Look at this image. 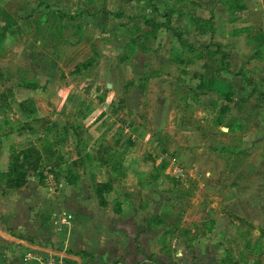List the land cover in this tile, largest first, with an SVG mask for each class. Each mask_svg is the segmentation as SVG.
Returning a JSON list of instances; mask_svg holds the SVG:
<instances>
[{"label": "rangeland", "instance_id": "374dc122", "mask_svg": "<svg viewBox=\"0 0 264 264\" xmlns=\"http://www.w3.org/2000/svg\"><path fill=\"white\" fill-rule=\"evenodd\" d=\"M194 1L0 0V194L14 189L3 174L10 154L33 145L42 162L27 183L41 198L93 203L94 186L110 183L104 211L127 208L137 218L125 231L102 226L115 241L123 233L131 254L136 239L128 264H264V212L245 211L264 210V0ZM190 13L213 14L215 33L198 34ZM227 73L249 93L234 101L216 87L219 111L204 95ZM133 82L145 98L128 109ZM165 93L185 99L179 114L149 118ZM24 100L29 111L19 107ZM236 120L245 134L230 140L222 128ZM170 125L169 138L157 141ZM117 256L103 264H125Z\"/></svg>", "mask_w": 264, "mask_h": 264}, {"label": "crops", "instance_id": "0c3cea01", "mask_svg": "<svg viewBox=\"0 0 264 264\" xmlns=\"http://www.w3.org/2000/svg\"><path fill=\"white\" fill-rule=\"evenodd\" d=\"M197 2L200 3L198 0ZM229 12L231 11L229 10ZM229 12L227 11L226 13ZM203 62L204 59L200 56L192 63L197 66ZM228 65L230 66L231 63ZM228 69L230 68L228 67ZM221 77V80L214 82L210 92L208 91L206 92L207 95H204L207 97L208 101L210 100V102L213 103L212 106L214 108L215 106L218 107L219 111L218 102L221 100L215 101V98L211 97L221 94L216 87L224 89V93L226 91L232 93L231 96L228 95V98L234 101L238 100L239 97L241 98L244 93H249V87L244 84L240 85L242 86L240 93L237 91V86L235 85L237 79L235 77L231 78L228 73L226 75L222 74ZM156 79L158 78H155V80ZM152 80L153 78H151L149 82ZM133 84V88H130L129 95L125 98L124 105L128 109L132 103L138 104L139 100L145 98V94H143V84L140 82H133ZM223 96H227V93ZM184 100V98H177L176 95H169L167 97L166 93L163 94L158 99V104L153 108V111L150 110L152 112L149 118H154V120L156 119V121L161 122L171 118L172 115L175 117L179 114L180 105L185 103ZM224 103L228 104L225 100ZM205 108L206 106L203 100L201 108L203 114L206 112ZM119 111L120 113L122 112V110ZM138 111H141V109ZM134 113L136 114V110H134ZM240 113H242V111ZM93 114H95V110L91 113V115ZM231 114L230 112L228 115L231 117L233 115ZM175 127V125H170L167 129L160 128L161 132L157 136V141L169 138L168 134L170 130H174L173 128ZM222 129L226 130L225 135H228L230 140L237 139V137L240 136L239 134H245V132H243L245 128L239 126V121L237 120L234 124L231 123V125L223 127ZM216 132L217 135L220 134L218 130H216ZM139 140L140 138L137 141ZM230 144L234 145L232 143ZM140 158V160H143V157L140 156ZM261 161L264 162L263 156L261 157ZM137 173L138 175L141 174L139 171ZM29 183L19 188L12 189L6 194H0V249L3 251L0 264H38L39 259L49 255L65 261L82 264H86V262H90L91 264H96V262L102 264L107 263L110 260H114L117 254H119L120 257L122 255V260L125 264H128V261L131 263L135 260L136 252L139 249V245L135 239L131 240L133 244L136 243V248L133 246L131 254L129 250L127 252L125 250L126 242L123 240V233L122 236L117 234V240L115 241L110 238L113 236V233L107 228L102 227L109 223L113 224L111 228H115L117 231L119 229L125 231V229L133 228L137 222V218L132 216L137 212L134 207L132 213H130L132 216L130 221L129 213L125 216V214L129 212L127 208H119L118 212H112L113 214L111 213L110 215L104 211L106 207L98 205L95 201V195L92 196L90 193L89 199H92L93 203L90 201L85 202L83 199L77 197L78 195H72V200L69 199L68 201V198L72 196H68L67 198V196L65 197V195H63L62 199L65 201L61 202L60 200L59 205V198L57 199L56 197V200L54 199L53 202L52 199L50 202V200L48 201L46 198H41L37 189L33 186L29 187L31 185ZM234 202L235 200L232 201V205H234ZM245 207V211L247 210L252 216L256 214L259 216L263 215L264 210H261V208L257 209L259 208L257 205L247 204ZM60 211L67 212L66 215H69L71 219L67 221L65 217H62L57 221L56 217ZM45 214L47 215L44 216ZM132 243L131 245H133ZM42 244L46 246H42ZM114 248L118 250L117 254ZM124 252L127 254L124 255ZM128 253L130 256L126 257ZM259 259L262 258L259 257ZM138 264L156 263L153 260L144 259Z\"/></svg>", "mask_w": 264, "mask_h": 264}, {"label": "trees", "instance_id": "16d2710c", "mask_svg": "<svg viewBox=\"0 0 264 264\" xmlns=\"http://www.w3.org/2000/svg\"><path fill=\"white\" fill-rule=\"evenodd\" d=\"M194 1V0H193ZM195 2V3H194ZM190 4H196L199 5V2L194 1ZM237 5L236 2H233L232 4H229V8L232 9V7H235ZM170 9H168L165 13L164 16L166 18H168V16H170ZM100 12H105V11H100ZM148 21L152 22L153 24H156V26H158V23H155L154 19L150 18ZM189 21L190 23L194 26L195 30L197 31L198 34L200 35H204L208 32H210L211 34L215 33V27H214V23H213V14H211L210 17L208 18H201L198 17L192 13L189 14ZM162 26L168 27L166 24V21H164V23H161ZM146 35H148V32L145 33ZM180 37V34H178ZM178 40L183 43L184 41L182 40V38H178ZM207 47V46H205ZM188 48H190L191 50L194 49V46H192L191 44L188 45ZM215 53L220 54L221 55V61L223 62V64H229L226 59L228 57V53L225 51H221V49L219 47H217V49L215 50ZM203 57V55H198L197 57ZM89 61H85L83 63H80L76 66V69L84 66L88 63ZM238 74H240L238 72ZM32 104L31 100H24L22 102H20L19 107L21 108L22 111H29L31 109L30 105ZM226 148V147H225ZM42 162V156L41 153L39 152V150L33 146H27L24 147L23 149H21L20 151L16 152L13 151L10 154L9 157V167L8 170L5 171L3 174L6 177V185L10 188H19L21 186H24L27 183V178H28V172L32 171V172H37L38 169L40 168V163ZM37 174H40L37 173ZM42 175V174H41ZM59 173H55L54 176H58ZM66 184H73V179H71V177H66L65 180ZM110 189V183L109 182H103V183H97L94 186V191H95V195L98 199V204L101 207L106 206V199L103 196V192L106 190ZM136 241V239H135ZM137 242V241H136ZM83 254H86L84 252H82Z\"/></svg>", "mask_w": 264, "mask_h": 264}, {"label": "built area", "instance_id": "2783aa9c", "mask_svg": "<svg viewBox=\"0 0 264 264\" xmlns=\"http://www.w3.org/2000/svg\"><path fill=\"white\" fill-rule=\"evenodd\" d=\"M38 264H81V263L65 261L62 259L55 258V257H43L39 259Z\"/></svg>", "mask_w": 264, "mask_h": 264}]
</instances>
